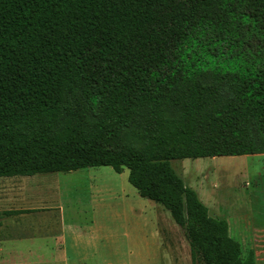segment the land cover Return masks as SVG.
<instances>
[{
    "label": "trees",
    "instance_id": "trees-1",
    "mask_svg": "<svg viewBox=\"0 0 264 264\" xmlns=\"http://www.w3.org/2000/svg\"><path fill=\"white\" fill-rule=\"evenodd\" d=\"M260 153L264 0H0V177L126 168L192 264H237L170 161Z\"/></svg>",
    "mask_w": 264,
    "mask_h": 264
},
{
    "label": "rangeland",
    "instance_id": "rangeland-1",
    "mask_svg": "<svg viewBox=\"0 0 264 264\" xmlns=\"http://www.w3.org/2000/svg\"><path fill=\"white\" fill-rule=\"evenodd\" d=\"M170 163L209 214L226 220L229 236L240 246L237 264H264V153ZM18 208L40 210L1 218H55L62 209L65 224L84 228L94 220V230L80 233L92 241L81 258L67 264H192L182 230L161 205L137 194L126 168L0 177V211ZM6 262L27 264L24 258Z\"/></svg>",
    "mask_w": 264,
    "mask_h": 264
},
{
    "label": "crops",
    "instance_id": "crops-1",
    "mask_svg": "<svg viewBox=\"0 0 264 264\" xmlns=\"http://www.w3.org/2000/svg\"><path fill=\"white\" fill-rule=\"evenodd\" d=\"M62 213L61 209L59 216L55 214V218L47 219L1 216L0 264H6L8 260L13 262L17 258H24L27 264H67L71 258H81L82 250L86 249L87 243H90L93 237L91 235L85 237L80 233L84 229L94 230V220L90 217V226L83 228L79 226L80 224H65Z\"/></svg>",
    "mask_w": 264,
    "mask_h": 264
}]
</instances>
